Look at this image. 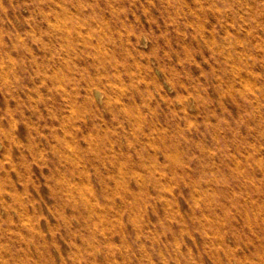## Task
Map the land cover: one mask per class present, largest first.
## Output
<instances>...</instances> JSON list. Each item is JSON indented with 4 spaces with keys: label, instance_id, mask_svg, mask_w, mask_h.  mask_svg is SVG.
Listing matches in <instances>:
<instances>
[{
    "label": "rangeland",
    "instance_id": "obj_1",
    "mask_svg": "<svg viewBox=\"0 0 264 264\" xmlns=\"http://www.w3.org/2000/svg\"><path fill=\"white\" fill-rule=\"evenodd\" d=\"M0 264H264V0H0Z\"/></svg>",
    "mask_w": 264,
    "mask_h": 264
},
{
    "label": "bare ground",
    "instance_id": "obj_2",
    "mask_svg": "<svg viewBox=\"0 0 264 264\" xmlns=\"http://www.w3.org/2000/svg\"><path fill=\"white\" fill-rule=\"evenodd\" d=\"M165 177V176H164ZM72 185V184H71ZM72 191V190H71Z\"/></svg>",
    "mask_w": 264,
    "mask_h": 264
}]
</instances>
